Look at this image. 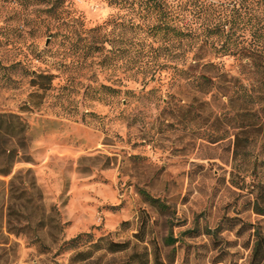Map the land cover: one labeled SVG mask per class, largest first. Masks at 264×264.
<instances>
[{"label": "rangeland", "instance_id": "rangeland-1", "mask_svg": "<svg viewBox=\"0 0 264 264\" xmlns=\"http://www.w3.org/2000/svg\"><path fill=\"white\" fill-rule=\"evenodd\" d=\"M134 17L107 0H0V114L25 127L0 177V264H122L141 228L168 260L171 222L191 230L174 264H249L264 232L261 74L165 48ZM131 37L159 48L158 67L130 63Z\"/></svg>", "mask_w": 264, "mask_h": 264}, {"label": "trees", "instance_id": "trees-1", "mask_svg": "<svg viewBox=\"0 0 264 264\" xmlns=\"http://www.w3.org/2000/svg\"><path fill=\"white\" fill-rule=\"evenodd\" d=\"M64 3L66 0H57ZM110 5L121 7L134 13L141 21L147 23V30L155 38L166 40L165 48L187 45L197 46V52L207 49L215 58H235L243 60L247 66L254 67L261 74L264 84V0H107ZM154 19V20H153ZM148 21V22H147ZM142 26L130 22V30L141 29ZM136 37L128 41L130 63L140 64L144 69L159 66L158 49L145 52ZM170 41H174L173 44ZM164 46V45H163ZM161 46V47H163ZM151 50L154 49L150 46ZM195 52L193 56H197ZM155 53V54H154ZM133 55V56H132ZM195 56V57H196ZM198 59H203V56ZM203 57V58H202ZM215 67L217 64H207ZM157 66V67H158ZM205 82L214 81L203 76ZM18 117L0 114V177H9L19 156L17 145H24L25 127L17 124ZM14 179L11 180V183ZM24 190V192H26ZM148 202L162 213H169L170 207L162 200L145 193ZM257 214L264 216V208L257 207ZM173 222L164 246L171 248L165 260L163 250L153 240L152 248L145 237V229L141 228L136 235L138 244L122 264H174L176 245L181 236L189 234L188 230L176 236ZM255 242L249 264H264V232L261 228L255 231ZM83 235L70 240L69 245L76 244ZM129 243H110V252H126ZM141 245H143L141 247ZM167 261V262H166Z\"/></svg>", "mask_w": 264, "mask_h": 264}]
</instances>
